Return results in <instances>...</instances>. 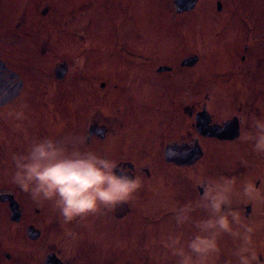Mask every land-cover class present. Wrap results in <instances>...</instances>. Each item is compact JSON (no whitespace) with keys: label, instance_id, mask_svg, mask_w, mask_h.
Listing matches in <instances>:
<instances>
[{"label":"flooded vegetation","instance_id":"obj_1","mask_svg":"<svg viewBox=\"0 0 264 264\" xmlns=\"http://www.w3.org/2000/svg\"><path fill=\"white\" fill-rule=\"evenodd\" d=\"M99 1L78 2L84 5ZM178 1L171 2L177 14H192L200 8V12L203 11L198 14L200 20L210 18L206 13L207 4L215 6L219 27L214 33L215 40L221 37L218 46L229 60H215L210 70L199 73L194 68L201 62V54L186 45L170 46L169 54L162 58L143 44L128 42L130 36L142 43L148 41V37L153 41L158 34L152 30L118 26L113 32L126 41L118 45L109 44L108 30L98 33L92 30L94 40L87 48L92 59L75 60L74 86L69 84L67 96L61 94L59 98L66 105L67 115L60 110L54 112L52 122L57 124V129L46 132L43 129L39 139L82 138L84 143L78 145L81 150L95 151L115 160L121 168L139 178L140 187L127 202L101 208L95 214L69 222L73 230L70 226L65 228L68 223L53 202L36 201L26 192V239L33 247L38 245L39 251L38 254L26 249V255H38L34 264H179L180 258L167 246L170 238L182 239L183 229L189 230L191 237L195 234L193 229L197 228V222L206 219L198 216L195 209H203L210 216L207 209L199 206L207 186L197 184L196 177L217 180L232 178L231 175L243 177L247 172L259 174L260 178L254 182L261 196L264 195V153L255 152L252 142L245 139L254 131L250 128L252 120L264 117V10H259L264 0H181L180 12L176 6ZM119 2L104 0L103 5L111 11ZM65 7L68 6L65 4ZM47 11L48 8L45 13ZM83 11L64 19L68 23L73 16L79 25L87 14ZM130 15L131 11L122 12L120 21ZM235 19L244 21L246 29H230ZM74 33L83 36L81 29ZM98 34L100 38L96 37ZM233 46L237 50L231 51L236 54L231 57L229 49ZM63 63L55 70L60 81L67 79L70 72L69 64ZM43 118L45 120V116ZM213 146L251 149V156L240 157L236 162V167L241 168L239 173L227 175L222 167L215 177L209 176L208 149ZM239 168L236 170L240 171ZM149 183L155 185V190L170 186V194H173L172 187H180L175 189L173 197L178 200L169 214L174 220L167 222L159 217L155 221L158 228L154 227L146 235L145 225L138 217L143 210L138 206ZM17 187L0 197L9 207L11 230L25 218L19 197L23 190ZM257 202L240 200L235 194L232 198V206L246 219L245 224L254 219ZM186 205L191 207L190 218L178 226L175 216ZM168 228L173 231L166 232ZM11 230L8 237L0 235V264L20 263L13 258L18 252L5 251ZM168 234L172 236L166 239ZM121 238V242H115ZM12 240L18 239L13 237ZM188 240L184 241L185 245ZM115 243L124 245L123 253L117 252L120 246H114ZM14 244L15 249L21 246L19 240ZM263 260L260 258V262ZM217 261L218 255L213 264H219Z\"/></svg>","mask_w":264,"mask_h":264},{"label":"rangeland","instance_id":"obj_2","mask_svg":"<svg viewBox=\"0 0 264 264\" xmlns=\"http://www.w3.org/2000/svg\"><path fill=\"white\" fill-rule=\"evenodd\" d=\"M0 1V197L11 193L14 188H18V185L11 181L14 172L13 154L26 152L28 143L39 139L43 129L44 132L57 129V124L52 122L53 116L51 115L57 110L63 113L66 109V105L59 98H62L61 94H64V97L67 96L66 91L69 84L74 86L75 60L77 58L82 61L92 59L90 51L87 52L92 39L94 40L92 30L95 29V33H98L99 30H108L109 44L111 45L126 42L125 39L117 37L113 32L118 26L120 28L127 26L130 29L152 30L158 34V38L153 41H151V37H148V41L145 40L142 43L130 36L128 42L143 44L144 48L152 50L151 52L155 55L160 54V57L168 55V49L172 45H186L191 48V51L201 54V62L194 68V71L199 73L210 70V64L215 60H229L218 46L221 37L215 40L214 33L219 27H217L218 20L215 18L217 11L213 4L206 5V13L210 18L200 20L198 14L203 12H200V8L192 14L179 15L174 10L172 0H143L142 3L138 0H120L117 5L110 8L111 11H108L103 5L104 0H100L98 3L86 2L84 5H79V0H67V2L64 0ZM114 3L116 4V1ZM65 4L68 7H65ZM47 8L48 11L45 13ZM261 9L264 10V5H259V10L261 11ZM80 11L87 13L82 17L84 19L82 23L78 25L77 22H74L73 16L68 23L65 21V16ZM127 11H131L132 15L126 16L121 22V13L125 14ZM106 16H108V20ZM127 17H129L128 20ZM138 23L142 26H139ZM229 28L246 29V25L244 21L235 19ZM78 29L83 30L82 37L74 33ZM100 34L96 37L100 38ZM243 39L245 40L246 37L243 36ZM236 50L237 48L234 46L229 49L231 57L236 55L231 51L234 53ZM63 62L69 64L70 72L67 79L60 81L55 76V70L63 65ZM196 72L194 76H196ZM58 113L60 114V112ZM43 116H45V120ZM208 156L209 176L215 177V173L222 167L227 175L236 174L241 172V168L236 167V162L243 156L250 158L251 149L213 146L208 149ZM262 164L264 165V163ZM237 168L240 171L236 170ZM231 176L234 181V193L240 192L243 181H254L256 178H260L259 174H249L248 172L243 177L234 178L233 175ZM153 185V183L147 185L145 196L143 200L139 201L138 206L143 210L138 214V217L145 225L146 235L158 228L155 221L157 222L159 217L162 221L174 220L169 214L171 207L178 200L176 196V198L173 197L175 189L178 190L177 187H180L179 185L175 189L172 187L173 194H170V186L155 190L156 187ZM237 196L243 200L241 196ZM19 197L24 206L25 218L14 230L10 228L9 207L0 200V235L6 234L8 237L9 230H11V238L8 239L10 243L5 244V251L18 252L13 258L20 261L19 264H34L38 261L36 260L38 255H31V257L26 255V249L39 254L36 248L38 245L34 244L33 247L30 240L26 239L28 196L25 191H22ZM261 197L262 199L257 202L254 219L250 221V224L246 223L254 228L253 241L260 254L259 260L264 258V195ZM195 211L196 214H199L198 216L209 218L203 209L197 208ZM241 219L243 222L246 220L242 214ZM69 226V229L73 230L70 223L66 224L65 228ZM186 230L183 229L182 242L191 237L187 233L189 230ZM169 231L168 228L166 232ZM193 232L196 233L197 228L193 229ZM171 236L168 234L166 239ZM13 237L18 239L21 245L16 249L14 243H18V240L13 241ZM121 240L122 238L115 242H121ZM117 244L115 243L114 246L119 247L120 245ZM219 245L220 252L217 263L235 264V257L232 253L239 245V241L230 234L224 233L219 238ZM122 246L117 251L119 254L123 253L124 245ZM135 248L133 249L136 250ZM113 260H116V256ZM260 264H264V260Z\"/></svg>","mask_w":264,"mask_h":264},{"label":"clouds","instance_id":"obj_3","mask_svg":"<svg viewBox=\"0 0 264 264\" xmlns=\"http://www.w3.org/2000/svg\"><path fill=\"white\" fill-rule=\"evenodd\" d=\"M250 140L257 153H264V117L255 118ZM82 138L57 141L51 137L33 140L26 152L13 154L14 172L11 181L36 201L53 202L65 223L95 214L127 202L140 187L139 178L121 168L115 160L78 146ZM197 184L207 190L199 206L210 213L208 219L197 222L198 231L186 242L170 238L168 247L177 255L179 264H213L220 252L219 238L228 233L239 241L233 250L235 264H260L257 246L253 241L254 228L245 224L240 212L232 206L233 195L246 202L262 199L254 181L245 180L239 193H234L232 178L210 180L196 177ZM191 207L177 213L178 224L187 222Z\"/></svg>","mask_w":264,"mask_h":264},{"label":"water","instance_id":"obj_4","mask_svg":"<svg viewBox=\"0 0 264 264\" xmlns=\"http://www.w3.org/2000/svg\"><path fill=\"white\" fill-rule=\"evenodd\" d=\"M193 1H194V0H193ZM180 2H181V0H179L178 2H176L177 10H178L179 12H180V9H181V8H180V5H182ZM192 3H193V2H192ZM192 3H191V4H192ZM191 4H190V6H191ZM192 7H193V5H192ZM192 7H191V8H192ZM191 8H190V9H191Z\"/></svg>","mask_w":264,"mask_h":264}]
</instances>
